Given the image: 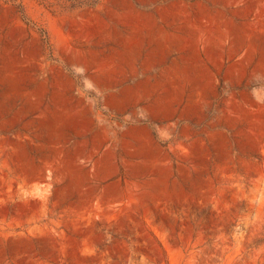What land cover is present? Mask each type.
Returning <instances> with one entry per match:
<instances>
[{
  "label": "rangeland",
  "instance_id": "1",
  "mask_svg": "<svg viewBox=\"0 0 264 264\" xmlns=\"http://www.w3.org/2000/svg\"><path fill=\"white\" fill-rule=\"evenodd\" d=\"M0 264H264V0H0Z\"/></svg>",
  "mask_w": 264,
  "mask_h": 264
}]
</instances>
